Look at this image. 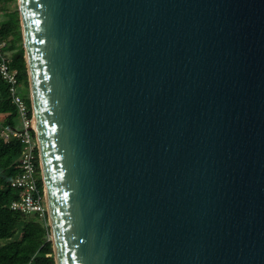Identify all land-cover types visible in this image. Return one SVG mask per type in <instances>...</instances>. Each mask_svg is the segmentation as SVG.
<instances>
[{
  "label": "water",
  "instance_id": "95a60500",
  "mask_svg": "<svg viewBox=\"0 0 264 264\" xmlns=\"http://www.w3.org/2000/svg\"><path fill=\"white\" fill-rule=\"evenodd\" d=\"M55 264H264V0H17Z\"/></svg>",
  "mask_w": 264,
  "mask_h": 264
},
{
  "label": "trees",
  "instance_id": "16d2710c",
  "mask_svg": "<svg viewBox=\"0 0 264 264\" xmlns=\"http://www.w3.org/2000/svg\"><path fill=\"white\" fill-rule=\"evenodd\" d=\"M12 36L9 48L17 46L21 38L18 18L15 13L0 24V36ZM23 48L11 53L10 65L19 72L20 82L26 81V66ZM25 79V80H23ZM30 109L29 98L22 95ZM0 112L7 113L6 120L13 121L15 108L11 103L5 83L0 79ZM31 112V111H30ZM29 112V113H30ZM21 145L19 141L4 142L0 140V264H55L50 240H47L49 227L43 219L29 218L16 210L8 208V201L16 195V190L9 185L10 177L17 173L16 158ZM37 163V170H38ZM37 184L41 188V180L37 174Z\"/></svg>",
  "mask_w": 264,
  "mask_h": 264
},
{
  "label": "built area",
  "instance_id": "2783aa9c",
  "mask_svg": "<svg viewBox=\"0 0 264 264\" xmlns=\"http://www.w3.org/2000/svg\"><path fill=\"white\" fill-rule=\"evenodd\" d=\"M9 44L6 38L0 36V79L6 84L15 112L12 122L7 121L6 117L0 118V140L4 142L17 140L21 148L16 158L18 171L9 180V185L16 190V195L8 201L7 206L29 218L46 221L44 193L37 184L38 149L33 117L26 101L19 93V72L10 65ZM31 259L26 264H31Z\"/></svg>",
  "mask_w": 264,
  "mask_h": 264
},
{
  "label": "rangeland",
  "instance_id": "374dc122",
  "mask_svg": "<svg viewBox=\"0 0 264 264\" xmlns=\"http://www.w3.org/2000/svg\"><path fill=\"white\" fill-rule=\"evenodd\" d=\"M15 13L17 15L18 18V23H19V30H20V19H19V11H18V3L17 0H0V24L7 20L9 18V15ZM21 34V31H20ZM8 42L11 44L12 42V36L9 34L7 37H5ZM15 44L19 47L21 46L23 48V42H22V36L21 38L15 42ZM17 46L13 47V49L9 48L10 53L16 52L17 51ZM11 57V56H10ZM23 58H24V54H23ZM26 81L27 83L25 84L24 82H20L18 89H19V93L21 95H26L28 98H30V91H29V86H28V78H27V73H26ZM23 79V80H25ZM38 168H39V159H38ZM38 175L40 177L41 180V188L43 190L44 193V189H43V183H42V179H41V173H40V168L38 169ZM46 223L49 227V223H48V218L46 220ZM51 235H50V227H49V234L47 236V240H50ZM51 242V240H50ZM52 246V243H51ZM48 256H53V251L51 253L47 254ZM54 259V258H53Z\"/></svg>",
  "mask_w": 264,
  "mask_h": 264
},
{
  "label": "crops",
  "instance_id": "0c3cea01",
  "mask_svg": "<svg viewBox=\"0 0 264 264\" xmlns=\"http://www.w3.org/2000/svg\"><path fill=\"white\" fill-rule=\"evenodd\" d=\"M6 85V84H5ZM7 113L0 112V118H5Z\"/></svg>",
  "mask_w": 264,
  "mask_h": 264
},
{
  "label": "bare ground",
  "instance_id": "6f19581e",
  "mask_svg": "<svg viewBox=\"0 0 264 264\" xmlns=\"http://www.w3.org/2000/svg\"><path fill=\"white\" fill-rule=\"evenodd\" d=\"M32 120H33V126L35 127V121H34V119L32 118Z\"/></svg>",
  "mask_w": 264,
  "mask_h": 264
}]
</instances>
